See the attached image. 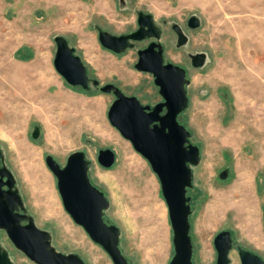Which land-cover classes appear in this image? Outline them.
Wrapping results in <instances>:
<instances>
[{
    "label": "rangeland",
    "instance_id": "374dc122",
    "mask_svg": "<svg viewBox=\"0 0 264 264\" xmlns=\"http://www.w3.org/2000/svg\"><path fill=\"white\" fill-rule=\"evenodd\" d=\"M138 11L154 17L165 61L185 68L189 79L188 106L179 121L200 149L187 190L192 264H216L213 239L225 229L233 240L229 264H241L238 247L264 259V0H0V146L26 213L50 233L58 251L75 253L86 264H113L66 212L45 162L50 154L64 165L71 152L82 150L91 182L110 203L104 219L119 228V247L129 264H169L172 229L160 182L110 124L114 96L92 84L87 90L69 85L53 65L54 37L62 35L91 80L114 83L144 105L161 101L152 74L134 67L137 50L148 40L120 54L98 40V28L115 35L134 31ZM191 15L199 17L198 28L187 26ZM254 20L258 29L247 31ZM173 23L188 37L183 46H177ZM251 37L256 46L248 43ZM196 52L207 55L202 67L191 63ZM34 126L39 127L35 139ZM104 148L115 152L109 168L97 161ZM224 169L228 175L221 179ZM0 242L14 264H35L1 229Z\"/></svg>",
    "mask_w": 264,
    "mask_h": 264
},
{
    "label": "water",
    "instance_id": "95a60500",
    "mask_svg": "<svg viewBox=\"0 0 264 264\" xmlns=\"http://www.w3.org/2000/svg\"><path fill=\"white\" fill-rule=\"evenodd\" d=\"M138 27L127 34L115 35L98 28V40L105 49L120 54L133 48L135 42L148 40V44L137 50L135 69L152 74L154 84L162 100L144 105L140 100L124 93L114 83L100 85L99 80L90 79L82 59L75 53L62 35H56L53 65L55 70L71 86L89 89L92 84L103 93L114 96L107 118L110 124L141 154L157 175L161 193L168 209L172 229L174 254L169 264H192L193 243L190 235L191 197L188 188L193 185V170L200 161V149L190 140V131L180 123L179 116L188 106L185 68L165 61L164 47L160 42L161 28L150 13L137 12ZM199 17L191 15L187 26H200ZM177 46L187 43L188 37L182 27L172 24ZM194 67H202L207 55L196 52L191 55ZM39 135L34 126L33 139ZM5 154L0 146V229L4 230L11 243L35 264H86L75 253H62L51 243L48 231L39 228L32 216L26 213L23 198L16 186L13 172L4 162ZM98 163L109 168L115 162V152L110 148L99 149ZM45 162L55 175L57 189L66 212L81 226L90 239L100 245L110 256L113 264H129L119 247L120 230L104 219L110 203L105 193L95 186L88 175L90 161L82 150L71 152L64 165L52 155ZM228 169L219 173L225 179ZM264 225V213H263ZM230 230H221L213 239L216 264H229L232 248ZM241 264H264V259L253 251L238 247ZM0 264H14L8 250L0 242Z\"/></svg>",
    "mask_w": 264,
    "mask_h": 264
},
{
    "label": "crops",
    "instance_id": "0c3cea01",
    "mask_svg": "<svg viewBox=\"0 0 264 264\" xmlns=\"http://www.w3.org/2000/svg\"><path fill=\"white\" fill-rule=\"evenodd\" d=\"M238 3V2H237ZM241 3V2H240ZM239 3V4H240ZM235 8V7H234ZM244 9V6L243 5H240L239 7H238V9L239 10H243ZM248 19V23H250V18H247ZM254 23H259V21L257 20H254V21H251V26H248V29L249 30H247V31H249V32H254L255 30H257L258 29V27H259V25H257L256 27H253V24ZM238 28H241L240 26H237L235 29H238ZM253 28H255V29H253ZM254 40V38L253 37H251V38H249L247 41H248V43L249 44H251V45H254V46H256L257 44H254L253 41Z\"/></svg>",
    "mask_w": 264,
    "mask_h": 264
},
{
    "label": "bare ground",
    "instance_id": "6f19581e",
    "mask_svg": "<svg viewBox=\"0 0 264 264\" xmlns=\"http://www.w3.org/2000/svg\"><path fill=\"white\" fill-rule=\"evenodd\" d=\"M248 30H249V29H248ZM86 122H87V121H86ZM88 122H89V121H88ZM221 197H222V196H221ZM218 200H219V199H218ZM220 200H221V199H220ZM220 200H219V201H220ZM221 203H222V202H221ZM228 203H229V202H228ZM212 205H213V204H212ZM219 206H222V204H219ZM219 209H221V208L219 207ZM219 209H218V210H219ZM216 211H217L216 208L211 210V212H210V216H209V221H210V222H213V221L215 220V216H216L215 213H216ZM247 214H248V213H247ZM239 215H242V213H240ZM246 217H247V216H246Z\"/></svg>",
    "mask_w": 264,
    "mask_h": 264
},
{
    "label": "flooded vegetation",
    "instance_id": "af4514ba",
    "mask_svg": "<svg viewBox=\"0 0 264 264\" xmlns=\"http://www.w3.org/2000/svg\"><path fill=\"white\" fill-rule=\"evenodd\" d=\"M149 42V41H148ZM148 44V43H147Z\"/></svg>",
    "mask_w": 264,
    "mask_h": 264
}]
</instances>
